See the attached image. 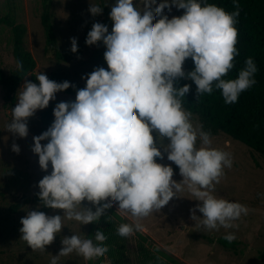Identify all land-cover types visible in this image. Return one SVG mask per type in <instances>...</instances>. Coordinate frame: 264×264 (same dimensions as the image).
<instances>
[{"label": "clouds", "instance_id": "obj_1", "mask_svg": "<svg viewBox=\"0 0 264 264\" xmlns=\"http://www.w3.org/2000/svg\"><path fill=\"white\" fill-rule=\"evenodd\" d=\"M233 3L235 11L227 12L209 0H142L143 7L134 0H115L109 13L111 32L107 25L93 23L85 43H102L107 68L82 77L86 86L76 91L75 100L56 103L54 122L33 137L31 151L38 156L40 169L48 173L51 166L38 182L40 204L20 220L21 239L33 251L52 244L65 221L81 225L98 221L114 203L121 214L134 218L119 225L121 237L143 232L140 220L160 212L182 192L199 202L190 213L195 227L203 230L231 229L247 215L245 205L214 194L233 160L230 153L211 146L210 133L202 125L193 124L192 113L183 107L191 86H178L181 79L191 80L197 97L219 90L224 103L232 104L255 85L258 69L251 57L236 78L225 79L239 55L240 12L236 0ZM173 6L183 14L169 18L164 10L171 12ZM102 11L90 3L93 17ZM70 50L78 51L76 38H71ZM187 58L194 70L186 73ZM17 68L23 69L22 62ZM36 81L26 80L16 94L6 126L13 136L26 138L29 118L55 101L58 92L75 87L50 80L43 72ZM11 150L19 154L20 147L13 143ZM165 153L178 166L181 181L173 179L172 166L157 163ZM85 200L95 204V210L82 206ZM40 207L63 214L46 215ZM223 238L231 243L236 237L227 232ZM107 239L101 228L94 236L78 232L62 237V248L50 256L49 264H59L61 257L73 252L85 259L104 256Z\"/></svg>", "mask_w": 264, "mask_h": 264}, {"label": "rangeland", "instance_id": "obj_2", "mask_svg": "<svg viewBox=\"0 0 264 264\" xmlns=\"http://www.w3.org/2000/svg\"><path fill=\"white\" fill-rule=\"evenodd\" d=\"M134 2L143 7L142 0ZM50 3L59 47L62 50L71 49V38H76L77 47L83 48L79 56L68 61L50 58L45 52L47 39L42 24L44 0H0V16L10 14L13 8L17 23L27 27L24 46L37 62L36 75L43 72L50 78L55 73H62L64 81L70 85L85 84L86 79L82 77L98 67L107 68L104 61L106 49L102 43L88 46L85 40L96 22L107 25L111 32L113 22L109 13L115 0H51ZM90 3L103 7L102 13L93 17L89 12ZM164 11L172 18L182 15L184 10L173 6L171 12L167 9ZM156 19L154 17L153 22ZM0 64L7 75L17 68L12 29L4 24H0ZM183 69L186 73L190 72L189 58ZM27 81L32 82V79L29 77ZM75 97L58 92L55 101H50L46 109L38 110L29 118L28 136L19 138L6 129L17 100L14 103L6 101L5 90L0 86V264H49L50 256L57 255L62 248V237L78 232L94 236L97 228L103 229L108 237L104 243L109 250L104 256L85 259L73 252L61 257L59 264H264V158L224 134L211 136V146L230 153L233 165L230 169H224V175L215 185L214 194L248 208L247 215L234 222L235 227L214 231L195 227L190 209L199 202L192 200L194 198L189 193L182 192L160 212H153L140 220L144 225L143 232L128 237L119 236V225L132 223L134 218L121 214L114 203L105 209L98 221L85 225L65 221V226L52 244L47 245L44 251H33L21 239L20 220L27 211L37 209L40 204L38 182L51 171V166L48 173L40 169L38 156L31 151L33 137L49 128L42 118L46 111L53 110L56 103L74 101ZM192 122L202 125L199 117L194 115ZM167 142L165 139L164 143ZM13 143L19 145V154L11 150ZM41 143L43 145L47 141ZM160 150L163 152V148ZM157 163L172 166L173 179L177 182L182 180L178 166L167 160L166 153L163 160L157 158ZM89 205L95 210L96 205L88 200L82 206ZM57 214L62 215V210L52 209L49 215ZM196 215L202 216L198 211ZM227 232H233L236 238L226 248L221 243Z\"/></svg>", "mask_w": 264, "mask_h": 264}, {"label": "trees", "instance_id": "obj_3", "mask_svg": "<svg viewBox=\"0 0 264 264\" xmlns=\"http://www.w3.org/2000/svg\"><path fill=\"white\" fill-rule=\"evenodd\" d=\"M98 1L102 2L103 0ZM50 2L51 0H44L45 7L42 15V24L47 39L45 52L50 58L68 61L70 58L79 56L83 48L77 47L78 51L72 53L70 49L62 50L59 47L52 22ZM209 3L216 4L227 12L235 11L233 0H209ZM236 3L239 5L240 12L236 24L238 29L236 47L239 55L234 58V68L225 79L236 78L239 70L244 67L245 60L251 57L258 69L255 74V85L241 93L238 101L232 104L224 103L219 90H214L211 95L204 94L197 97V86L191 80L181 79L178 86L184 84L191 86L189 93L183 99V107L192 115L199 117L204 131L209 132L210 136L224 134L264 158V0H236ZM0 24L12 29L14 55L17 62L23 64L22 70L16 68L9 75L3 71L0 64V86L5 90L6 101L14 103L16 93L25 80L30 77L32 82H37L35 74L37 62L33 54L24 46L27 27L17 23L13 8L10 14L0 16ZM189 67L190 71L194 70L191 58H189ZM63 77L62 73H55L49 79L64 82ZM73 85L75 87H69L63 93L76 95V91L84 88L86 83ZM42 118L45 125L50 127L54 122L53 110L46 111ZM41 211L49 215L52 209L43 207ZM221 244L226 248L231 245L225 240H222Z\"/></svg>", "mask_w": 264, "mask_h": 264}]
</instances>
